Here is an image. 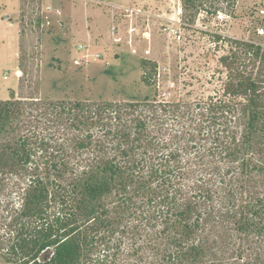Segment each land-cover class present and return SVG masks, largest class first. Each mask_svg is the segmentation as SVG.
<instances>
[{
    "label": "trees",
    "instance_id": "16d2710c",
    "mask_svg": "<svg viewBox=\"0 0 264 264\" xmlns=\"http://www.w3.org/2000/svg\"><path fill=\"white\" fill-rule=\"evenodd\" d=\"M183 6L198 8L202 0H183ZM231 43L229 53L219 57L227 69L223 94L228 98L219 99L211 114L198 104L181 111L179 104L152 100H58L28 112L18 100H0V175L28 168L32 174L16 235L20 264H117L122 243L116 236L132 222L140 227L139 236L154 243L160 264L202 262L209 239L201 234L200 207L214 201L215 187L226 184L223 192L230 199L235 195L234 205L232 177L239 189L264 183V47ZM142 64L149 85L156 62ZM233 110L242 125L238 137L224 140L217 132L212 138L213 130L195 127L203 115L210 123L218 120L217 112ZM33 121L55 125L60 134L33 139L20 133V125ZM196 136L211 138L212 147L197 145ZM201 149L222 156L227 182L221 176L210 186L189 183L195 171L205 169ZM190 153L194 158L186 157ZM50 190H57V197ZM55 199L61 211L50 219ZM239 207L233 228L264 238V194L251 195Z\"/></svg>",
    "mask_w": 264,
    "mask_h": 264
},
{
    "label": "rangeland",
    "instance_id": "374dc122",
    "mask_svg": "<svg viewBox=\"0 0 264 264\" xmlns=\"http://www.w3.org/2000/svg\"><path fill=\"white\" fill-rule=\"evenodd\" d=\"M256 6L257 0H236L233 5L226 0H202V6L194 9L184 7L183 0H0V100H18L28 112L58 100H152L162 106L179 104L181 111L198 104L211 114L210 109L219 99L228 98L223 94L227 69L219 57L229 53L232 40L261 42L254 32L260 21L252 14ZM178 8L183 18L178 28L180 39L162 29L171 25L169 19L176 17ZM202 8L209 12L221 10L230 19L224 26H214L198 15ZM187 18H191L189 25ZM202 27L205 29L200 30ZM216 35L221 37L219 41ZM144 60L156 62V73L149 85L143 81ZM234 112H217L218 120L210 123L203 121L208 116L203 115L195 127L206 128L207 133L213 130L212 138L217 132L224 140L231 135L238 137L242 125ZM19 129L33 139L57 136V130H61L35 121ZM193 140L206 148L213 145L211 138L196 136ZM191 153L186 157L192 159ZM199 156L205 169L195 171L190 184L210 186L212 179L219 181L221 176L228 181L227 165L219 160L222 156L209 155L202 149ZM16 170L0 175V264L22 262L15 250L16 235L32 174L29 168ZM69 180L62 182V188ZM234 180L235 177L229 180L238 196L234 205L235 195L230 199L223 192L227 189L224 184L225 187L214 186V201L200 207L201 234L204 240L209 239L206 256L202 262L182 264H264V238L256 234L247 237L233 228V220L241 210L239 205L253 194L263 195L264 183L261 187L256 183L239 189ZM56 191L50 190L51 195ZM59 211L60 204L55 199L49 218ZM115 227L119 229L121 225ZM138 229L132 222L123 235L119 232L121 237L116 236L122 243L116 263L160 264V253L151 247L156 248L154 243L139 236ZM146 232L152 235L153 228L148 226Z\"/></svg>",
    "mask_w": 264,
    "mask_h": 264
},
{
    "label": "built area",
    "instance_id": "2783aa9c",
    "mask_svg": "<svg viewBox=\"0 0 264 264\" xmlns=\"http://www.w3.org/2000/svg\"><path fill=\"white\" fill-rule=\"evenodd\" d=\"M98 2H101V0H98ZM180 7V6H178ZM182 11L180 8L177 9L176 17L170 18L169 21L171 25L167 24L163 26V31L167 32L170 35H173L176 37V39H180V29L179 25L182 23L183 18L181 17ZM252 14L259 16L260 21L255 25L254 32L255 35L259 38H261V42L255 43L256 45H259L260 47H264V0H257V6L255 8V11L252 12ZM198 15L202 17V19H206L208 22L213 23L215 26H224L227 24V22L230 19L229 14L221 11V10H215L214 12H209L208 10L202 8L198 12ZM177 23V26H174V24ZM189 25V23L187 24ZM205 28L202 27L200 30H204ZM213 33H220L217 31H213ZM80 47V46H79ZM134 51V50H133ZM148 50H145V54H148ZM5 76V75H4Z\"/></svg>",
    "mask_w": 264,
    "mask_h": 264
},
{
    "label": "crops",
    "instance_id": "0c3cea01",
    "mask_svg": "<svg viewBox=\"0 0 264 264\" xmlns=\"http://www.w3.org/2000/svg\"><path fill=\"white\" fill-rule=\"evenodd\" d=\"M8 24H9V26L11 27V23L8 22Z\"/></svg>",
    "mask_w": 264,
    "mask_h": 264
}]
</instances>
